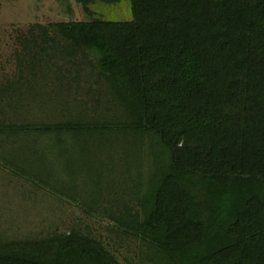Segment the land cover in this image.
Listing matches in <instances>:
<instances>
[{
	"label": "trees",
	"instance_id": "obj_1",
	"mask_svg": "<svg viewBox=\"0 0 264 264\" xmlns=\"http://www.w3.org/2000/svg\"><path fill=\"white\" fill-rule=\"evenodd\" d=\"M75 1L87 12L125 1L132 20L29 31L27 79L0 83V162L49 181L50 151L65 172L76 162L84 173L103 148L140 170L148 138L154 173L144 194L135 185L142 211L125 205L113 220L165 264H264V0ZM52 84L82 104L78 114L29 121L33 105L57 94ZM49 134L50 149L32 137ZM0 264L120 262L74 232L0 243Z\"/></svg>",
	"mask_w": 264,
	"mask_h": 264
},
{
	"label": "rangeland",
	"instance_id": "obj_2",
	"mask_svg": "<svg viewBox=\"0 0 264 264\" xmlns=\"http://www.w3.org/2000/svg\"><path fill=\"white\" fill-rule=\"evenodd\" d=\"M95 18L131 21V6L125 1L117 4L97 2L87 12L75 0H0V83L7 85L27 79V71L21 68L22 41L34 26L87 22ZM52 85L57 94L33 105L27 115L29 121L48 122L46 119L54 115L52 118L60 120V116H68L71 110L78 114L82 104L71 102L73 95L62 85ZM94 104L90 103V114H93ZM32 137L40 148L50 149L52 143L57 142L54 134ZM47 155L44 165H48L50 172L44 174L49 173L51 177L49 181L44 178L45 183L38 178L26 180L0 162V243L42 242L79 232L98 241L120 264H165L151 244L128 234L112 218L118 217L125 205L142 211L138 193L141 194L140 189L143 194L147 191L154 173L148 138L140 170L122 161V150L115 153L111 149H98L90 156L89 171L84 173L76 162L74 169L65 172L64 161L62 164L56 161L51 151ZM139 182L143 187L137 189L135 185ZM33 183L45 186L35 187ZM141 215L144 214L141 212Z\"/></svg>",
	"mask_w": 264,
	"mask_h": 264
}]
</instances>
